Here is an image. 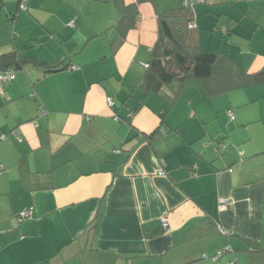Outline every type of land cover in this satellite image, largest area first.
I'll return each instance as SVG.
<instances>
[{"label":"crops","instance_id":"obj_1","mask_svg":"<svg viewBox=\"0 0 264 264\" xmlns=\"http://www.w3.org/2000/svg\"><path fill=\"white\" fill-rule=\"evenodd\" d=\"M184 3L202 51L264 70V0H143L123 28L116 0H0V53L73 65L3 81L0 264H264V81L170 108L139 84Z\"/></svg>","mask_w":264,"mask_h":264},{"label":"trees","instance_id":"obj_2","mask_svg":"<svg viewBox=\"0 0 264 264\" xmlns=\"http://www.w3.org/2000/svg\"><path fill=\"white\" fill-rule=\"evenodd\" d=\"M116 1L121 6L117 26L121 25L123 28L133 24L139 3L143 0H135L128 4L123 3V0ZM158 19V38L151 48L150 57L139 84L145 91H153L161 96L168 108L174 104L186 82L192 78L199 79L208 94L245 88L264 81V70L250 73L241 62L233 59L228 52L201 50L199 30L194 25L193 11L187 3L161 11ZM27 62L44 65L45 71H56L69 65L73 66L70 64L69 57L56 63H49L36 55L11 49L0 53V72L14 74L15 69ZM13 77L4 80H11ZM4 80H0L2 87ZM139 105L141 103H138L137 107ZM160 132L161 129L158 127L145 134V137L151 140ZM94 222L95 220L92 221L93 226ZM156 232L157 230L148 235L152 236ZM253 246L252 250L260 249L258 243L254 242Z\"/></svg>","mask_w":264,"mask_h":264},{"label":"built area","instance_id":"obj_3","mask_svg":"<svg viewBox=\"0 0 264 264\" xmlns=\"http://www.w3.org/2000/svg\"><path fill=\"white\" fill-rule=\"evenodd\" d=\"M14 76V74H11V73H9V72H7V73H3V72H0V80H4L5 78H8V77H13ZM2 84L0 83V90H2ZM111 102V100H109V103ZM4 137H6V135H4V134H1L0 135V138H4ZM1 167V166H0ZM230 199L228 198V197H225V198H223V202L224 203H227L228 201H229ZM26 214H28V213H26ZM162 225L164 226V227H166L167 225H168V222H167V220L166 219H164L163 221H162ZM226 250V248H222V249H220V250H218V252L213 256V259L214 260H216L224 251ZM228 264H234V263H232V262H230V263H228Z\"/></svg>","mask_w":264,"mask_h":264},{"label":"rangeland","instance_id":"obj_4","mask_svg":"<svg viewBox=\"0 0 264 264\" xmlns=\"http://www.w3.org/2000/svg\"><path fill=\"white\" fill-rule=\"evenodd\" d=\"M201 4H202V3H201ZM195 80H198V79H196V78H192V79H191V82H198V81H195ZM189 89H190V88H189ZM192 89H193V88H192ZM192 89H191V90H192ZM225 92H228V91H225ZM224 95H227V93H225ZM184 98H185V97H182V99H180L181 102H184V100H185Z\"/></svg>","mask_w":264,"mask_h":264}]
</instances>
